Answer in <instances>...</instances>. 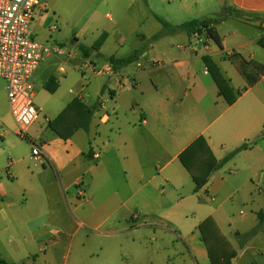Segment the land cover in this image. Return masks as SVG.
Returning a JSON list of instances; mask_svg holds the SVG:
<instances>
[{"label":"crops","instance_id":"0c3cea01","mask_svg":"<svg viewBox=\"0 0 264 264\" xmlns=\"http://www.w3.org/2000/svg\"><path fill=\"white\" fill-rule=\"evenodd\" d=\"M116 1L124 11H130L138 0ZM215 1L220 9L209 17L203 14L206 12L204 6H211L212 0H203V6L196 1L188 6L182 1V9L189 14L193 6H199L200 19L190 21L217 20L211 28L221 46L206 31L192 36L185 32L167 34L151 43L147 41L154 35H137L143 47L122 57L117 56L119 46L113 48L109 57L104 55L109 41L107 32L96 36L92 45H85L92 47L105 36L99 50L89 57L102 64L101 67L93 65L96 73L89 74L106 79L103 91L96 95L95 102L87 104L86 88L82 85L75 97L95 108L90 128L88 131L80 129L64 140L49 128L53 119L39 108L38 121L43 117V123H35L29 133L35 142L42 144L46 162L41 164L34 160L33 146L31 154L14 158L7 149L0 148V238L11 229L22 231L28 226L26 220H77L83 205L100 202L96 194L101 192L110 194L120 190L129 194L124 205L133 206V220H142L149 217L146 210L156 202L155 194L160 187L164 188L161 191L165 196L164 206L172 208L164 209L160 217L179 229V220L188 207L185 192L191 191L199 203L214 202L217 201L215 183L221 181L229 187L230 198L243 191L249 194L251 205L256 208L253 211L255 220L249 222L246 215L241 220L225 219L217 215L220 208L204 209L206 215L195 223L191 235L186 234L192 254L197 263L211 264L198 227L212 218L220 235L236 253L232 264H239L247 255L253 258L249 264H264V222L260 223L258 218L259 212L264 213V0ZM45 5L47 8V2ZM227 8L242 11L244 19L226 16ZM173 22V25L186 23ZM118 42L119 45L125 43L122 38ZM136 51L140 52L138 59L118 70L109 62L110 58H127ZM154 51L160 52L167 61L156 59ZM204 56L213 60L237 95L233 105H228L219 94L203 62ZM89 58L84 57L85 60ZM110 66L112 72L107 73ZM165 67L172 70L156 75ZM201 67L202 74L199 73ZM129 68L136 71L122 73ZM147 70L148 76L141 80L142 73ZM59 72L62 75L67 73L66 64ZM248 79L256 83L250 86ZM159 82L165 89L162 95ZM59 87L55 77H50L44 85L52 94ZM71 93L75 94L73 90ZM146 96L149 98L141 101ZM125 102L127 104L123 105ZM11 134L0 118V140L11 137ZM199 137L205 138L218 162L243 145L247 144L248 148L214 172L208 184L195 193L196 185L179 156ZM5 155H8V162L1 167ZM94 161L98 163L93 164ZM119 171L124 179L118 183L114 181L113 172ZM14 184L16 188L12 186ZM79 189L83 190L84 197L79 198ZM201 192L208 194L207 198H196ZM173 204L177 211L173 210ZM247 224L248 227L244 228ZM180 237L186 240L181 233ZM240 242L244 244L240 245ZM10 255L13 257L16 253L11 251ZM20 261L13 259L9 264Z\"/></svg>","mask_w":264,"mask_h":264},{"label":"rangeland","instance_id":"374dc122","mask_svg":"<svg viewBox=\"0 0 264 264\" xmlns=\"http://www.w3.org/2000/svg\"><path fill=\"white\" fill-rule=\"evenodd\" d=\"M182 1L188 6H192L194 1L203 6V0H138L132 10L124 11L123 6L116 0H44L45 4L47 2L48 13L42 15L37 13L30 30L37 42L62 47L63 53L59 57L52 56L45 59L35 73L34 104L43 110L44 115L54 120L76 99V94L79 93L82 85L86 88L85 103L95 102L96 95L103 91L106 79L93 77L84 65L88 63L101 67L102 64L95 59L85 60L80 47L92 45L96 36L107 32L109 41L104 55L109 57L113 48L118 46L117 56L128 55L144 45L137 35L144 34L151 37L164 31L156 16L171 24L174 23L173 21L182 23L191 19H200L199 6H193L191 13L187 14L182 9ZM204 7L206 12L203 14L208 17L213 16L212 12L220 9L215 0H212L211 6ZM54 27L58 29L52 31ZM134 29L136 32L133 31ZM85 30V34L81 35ZM120 38L125 43L119 45ZM153 54L156 59L167 61L160 52L154 51ZM142 62L144 65L147 63L146 60ZM64 64L67 73L62 75L59 69ZM171 70V67H165L156 75ZM124 71L135 72L136 69L129 68L122 73ZM146 72L148 70L142 73L141 80L146 79L145 75L148 74ZM199 73H203V67L199 69ZM50 77L57 78L60 83L58 91L54 94L44 88ZM161 86L160 95L165 93L162 84ZM71 90L75 94H72ZM103 95L107 96V94ZM137 95H140V92H137ZM148 98L149 96L142 97L141 101ZM126 104L127 102L123 103ZM109 106L107 104L111 112ZM0 118L12 131L11 137L0 140V148L7 149L13 158L17 155L31 154L32 144L15 133L17 124L10 110L6 84L2 78H0ZM43 119L41 117L40 121L36 122L37 125L43 123ZM29 137L31 138L30 133ZM7 159L8 155H5L1 160V167L8 162ZM97 163L98 161L93 162V164ZM113 178L119 183L124 179V175L120 171L113 172ZM12 186L16 188L17 185ZM215 187L217 201L206 200L204 205L196 201L191 191L185 192L187 194L184 197L188 207L179 220V229L170 226L160 217V212L164 209L172 210L170 206H164L165 196L161 194L164 189L162 187L155 194L156 202L146 210L149 217L142 220H133L132 215L135 213L133 206L124 205L129 194L121 193L120 190L110 194L101 192L96 194L100 202L97 201L98 203L95 202L91 206L83 205L77 220H26L28 226L22 231L11 229L0 238V260L7 264L13 259L21 260L16 264H207L197 263L186 236L187 233L191 235L195 223L206 215L204 209L209 211L220 208L217 215L225 219L231 217L233 220H241L246 215L245 218L249 222L255 220L253 211L256 208L252 207L246 191L230 198L229 187L223 182L220 181L218 184L216 182ZM207 196L208 194L201 192L196 198H207ZM145 197L144 195V199ZM173 206V210L177 211L176 205ZM245 227H248V224ZM180 233L186 240L180 237ZM203 244L207 252V247H211L213 253H218L212 241L208 246ZM243 244L244 242H240V245ZM40 249L43 251L40 252ZM11 251L15 252L16 256L12 257ZM225 251L229 254L232 250L227 246ZM252 259L247 255L239 264H249Z\"/></svg>","mask_w":264,"mask_h":264},{"label":"trees","instance_id":"16d2710c","mask_svg":"<svg viewBox=\"0 0 264 264\" xmlns=\"http://www.w3.org/2000/svg\"><path fill=\"white\" fill-rule=\"evenodd\" d=\"M225 15H229L238 19H244L245 13L236 9L227 8L225 10ZM156 19L161 23L164 31L155 34L150 40L147 41V43L157 41L167 34H177L185 32L189 36H192L202 31H206L209 37L219 46H221L216 32L211 28V26L217 22V20L215 19L193 20L181 25H173L159 16H156ZM104 39L105 36H102L92 47L81 46L80 50L83 56L87 58L91 57L93 53L99 50ZM139 54L140 52L136 51L127 58H110L109 62L115 70H118L135 62L138 59ZM202 59L219 89V94L224 97L228 105H233L237 101V95L233 92V89L230 87L228 81L222 75L218 66L209 56H204ZM262 73H264V68H262ZM243 75L245 76V73ZM245 77L247 78V76ZM248 83L250 86H252L256 83V81H250L248 79ZM56 86L57 84H55V87ZM52 91H54V89ZM94 109V107H88L86 104L81 102V100L76 98L54 120L49 123V128L60 138L67 140L80 129L84 131L89 130ZM247 148V144L243 145L242 147L227 155L222 161L218 162L214 157L213 152L210 149L205 138L199 137L183 153L180 154L179 159L184 168L192 177L196 185L195 193H197L208 184L209 179L214 172L221 169L224 164L230 161L240 151ZM258 218L260 220V223H263L264 213L259 212ZM198 229L201 235V241L205 243V245L208 246L209 242L211 241L216 245L218 252L217 254L212 252L211 247L208 248L206 246L208 249V255L211 264H232L231 261L236 257V253L234 251H231V253L228 254L225 251L226 247L229 244L226 239L222 237V235H220L214 220L212 218L206 219L200 224ZM257 230L258 229L254 230L253 232L256 233ZM0 264L7 263L0 260Z\"/></svg>","mask_w":264,"mask_h":264},{"label":"built area","instance_id":"2783aa9c","mask_svg":"<svg viewBox=\"0 0 264 264\" xmlns=\"http://www.w3.org/2000/svg\"><path fill=\"white\" fill-rule=\"evenodd\" d=\"M46 12L44 0H0V78L6 84L10 110L17 124L16 135L32 144V157L41 164L46 162L42 144L29 137L30 128L38 122L41 114L34 104L33 76L46 58L63 53L59 46L37 42L30 30L37 13ZM56 29L58 27L52 31ZM85 68L88 73H96L93 65L86 64ZM111 72L110 66L107 73ZM78 195L84 197L82 189Z\"/></svg>","mask_w":264,"mask_h":264}]
</instances>
